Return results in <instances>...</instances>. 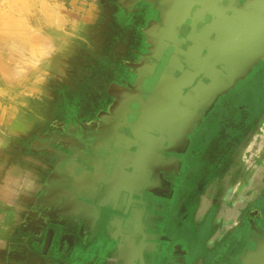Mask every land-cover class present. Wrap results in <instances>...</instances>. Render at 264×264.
Segmentation results:
<instances>
[{"label": "flooded vegetation", "instance_id": "1", "mask_svg": "<svg viewBox=\"0 0 264 264\" xmlns=\"http://www.w3.org/2000/svg\"><path fill=\"white\" fill-rule=\"evenodd\" d=\"M94 5L99 21L109 17L122 27L125 46H143L146 54L167 48L159 60L152 59L154 72L142 88L136 83L150 64L147 59L128 65L119 75L124 84L114 81L116 90L106 91L104 103L68 125L86 121L101 137L125 136L134 143L138 138L153 145L144 191L146 232L162 240L157 254H145V260L157 264L174 237L192 239L195 214L264 114V0H94ZM124 23L131 26L124 30ZM101 37L103 49L121 44L106 40L105 30ZM171 61L173 81L164 92L174 97L150 111L141 98L154 92ZM68 127L46 135L59 148H73L72 140L61 141ZM254 204L264 207V199L250 202L252 209ZM215 212L221 213L219 206L206 220ZM172 245L168 262L182 259L178 245Z\"/></svg>", "mask_w": 264, "mask_h": 264}, {"label": "crops", "instance_id": "2", "mask_svg": "<svg viewBox=\"0 0 264 264\" xmlns=\"http://www.w3.org/2000/svg\"><path fill=\"white\" fill-rule=\"evenodd\" d=\"M88 1L63 0L61 3L68 5L71 13L67 17L66 27L51 30V46L60 50L47 62L45 72L52 79L58 78L55 71L57 65L63 63L64 51L68 53V60L76 53L74 45L93 48L88 39L91 27L100 19V13L94 0ZM128 26L131 24L128 23ZM128 26L124 23V30ZM120 49L126 52L125 56L118 54L120 51L102 53L104 58L101 62L114 66L109 74L111 79L113 75L125 74L128 65L138 63L143 59L140 54H146L143 46L136 49L124 46ZM19 112L10 127L14 137L13 142L9 143L22 145L24 135L34 131L37 135L31 140L33 147L29 151L18 147L12 148V152L5 150L0 153V264H142L141 259L143 264H148L145 254H157L159 241L162 240L160 234L146 232L144 191L151 167L148 153L154 152L153 145L143 144L138 138L134 143L125 136L101 137L90 124L83 121L70 127L62 126V130L67 127L68 130L61 141L72 140L75 144L73 148L62 149L54 139L38 133V128L45 123L46 109L36 106L21 108ZM260 117L235 150L230 168L245 140L261 125ZM68 134L71 135L67 137ZM135 145L147 148L140 155L144 162L136 169L130 162L139 155L138 149L132 153ZM125 147L128 150H124ZM45 149L59 150L64 156L58 159ZM157 163L156 160L152 167ZM230 168L223 181L214 184L199 213L195 214L192 239L186 242L180 236L172 239L171 247L172 244L178 245L181 253L177 257L182 259L173 258L168 262L171 247L166 246L156 259L157 264H184L186 261L188 264H240V259L246 253L258 249L264 241V231L254 222L260 219L264 222V207H255L254 204L252 209L250 202L264 199V172L258 170L246 180L241 179L238 173L231 172ZM112 175L126 183L114 186V192L111 187L107 189L99 184ZM133 182L139 183L135 191L141 193L142 198L136 196L130 186ZM100 205L110 207L102 232H98V219L102 217L98 210ZM216 206H219L221 213L215 212L207 221L206 216ZM111 207L115 210H111ZM126 207L132 211L129 221L121 212ZM60 211L75 213L80 218L72 217L66 221L65 229L55 227V237L49 242L47 236H41L40 223L48 214L59 219ZM110 223L112 229L109 231ZM157 228L159 233L166 229L164 225ZM121 234L131 238V241L124 239L121 243Z\"/></svg>", "mask_w": 264, "mask_h": 264}, {"label": "rangeland", "instance_id": "3", "mask_svg": "<svg viewBox=\"0 0 264 264\" xmlns=\"http://www.w3.org/2000/svg\"><path fill=\"white\" fill-rule=\"evenodd\" d=\"M61 3L63 0H0V153L18 147L29 151L33 147L31 140L36 131L24 135L22 145L9 143L14 137L10 127L21 108L42 106L46 109V120L38 133L58 132L104 103L106 91L116 90L114 81L124 84L119 76L109 77L113 64L101 62L109 49L101 46L104 30L108 33L106 40L121 41L117 48L109 50L126 54L120 49L125 46L123 29L109 17L101 18L91 27L88 42L94 49L74 45L76 53L67 60L68 53L64 51L63 63L56 67L58 78L46 74L48 60L60 53L51 46V30L66 27L71 13L70 7ZM236 158L230 171L238 173L241 179L247 180L258 170L263 172L264 114L261 125L245 140ZM262 221L254 223L264 231Z\"/></svg>", "mask_w": 264, "mask_h": 264}, {"label": "water", "instance_id": "4", "mask_svg": "<svg viewBox=\"0 0 264 264\" xmlns=\"http://www.w3.org/2000/svg\"><path fill=\"white\" fill-rule=\"evenodd\" d=\"M167 48H158V49H149L148 50V54H140L143 59H147L150 61L149 66L147 67V69H145V71L140 74V79L137 80V88H142V85L144 84L145 80H147L150 77V74H152L154 72V65L155 63L153 62V58L156 60H159V58L163 55V52H165ZM173 81V63L172 61L169 63L168 67L166 68L165 72L162 75V78L160 80L159 85L155 88L154 92L148 97L147 100H144L141 98V104L143 105V107L145 106L146 108H148L150 111L155 109L159 104H167L170 102V97L173 98L172 96H167L165 95V88L168 87L169 84H172ZM171 88H174L171 86ZM178 98V97H176ZM135 102V101H134ZM177 103H178V99H177ZM148 111L150 114L152 112ZM136 149H138V154L135 157H133L132 160H130V162L132 163L133 167L136 166H140L144 161H141V157L140 155H142L143 153L146 152L147 148L142 145H135L134 146ZM118 149V148H117ZM128 150L127 147L124 148V150ZM119 150V149H118ZM45 152H49L52 155L56 156L58 159H61L64 156V153L59 151V150H44ZM120 151V150H119ZM93 155L94 154L93 151H90ZM141 153V154H140ZM72 155H75L73 151H71ZM79 161L82 162L81 159H78ZM84 164V163H83ZM94 169V168H93ZM98 183V182H97ZM99 184L104 185L105 188L108 189V187L114 192L115 191V187L114 186H122V184H126L125 182H122L119 180V178L117 177H107L104 178L101 182H99ZM139 184V183H138ZM138 184L136 182L131 183V187L134 190V193L136 194V196L142 198L141 193L136 192L135 190L138 189ZM128 186V185H127ZM110 209V207H107L105 205H100V207L98 208L99 210V214H102V217H99L98 221L99 223V231L98 232H102V226H104L105 222L107 221V217H108V210ZM111 210H115L111 207ZM122 214L124 215V217L127 218V221H129L132 218V211L130 209H127V207L121 211ZM59 215V219L54 218L52 215L48 214L47 217H43L42 221L40 223V232H41V236H47L49 242H52L53 237H55L56 231H55V227L56 228H67V222L68 220H70L72 217L74 218H80V216H78L75 213H64L63 211L58 213ZM67 221V222H66ZM84 223L86 224L85 219L83 218ZM72 222V221H71ZM112 223V221H110ZM111 223L109 225V231L111 227ZM91 225H93V223H91ZM95 227V224L93 226V229ZM133 228V227H132ZM136 230V229H135ZM119 237L122 239L121 243L124 241V239H126L128 242H130L131 238H127L124 235H119ZM141 262L143 264V260L141 259ZM240 264H264V241H262L259 244V247L256 251H250L248 253H246L241 259H240Z\"/></svg>", "mask_w": 264, "mask_h": 264}]
</instances>
